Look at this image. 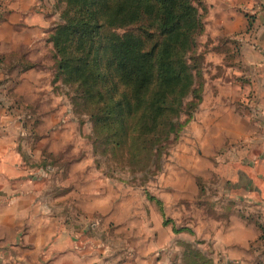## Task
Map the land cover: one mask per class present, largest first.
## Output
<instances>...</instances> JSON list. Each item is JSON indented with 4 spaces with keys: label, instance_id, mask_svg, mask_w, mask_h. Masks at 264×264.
Wrapping results in <instances>:
<instances>
[{
    "label": "rangeland",
    "instance_id": "1",
    "mask_svg": "<svg viewBox=\"0 0 264 264\" xmlns=\"http://www.w3.org/2000/svg\"><path fill=\"white\" fill-rule=\"evenodd\" d=\"M10 1L0 0V21ZM216 3L200 2L195 93L186 98L192 103L178 118L179 132L161 152L142 151L125 164L120 149L116 156L96 147L93 121L58 70L52 36L64 4H23L29 22L18 31L25 42L0 55L7 82L0 97L21 125L13 137L21 139L30 175L41 179L31 186L38 197L31 205L55 215V224L72 225L88 264H231V247L253 239V228L260 233L252 251L263 249L262 202L243 163L252 157V108L241 96L249 81L238 71L242 47L218 29ZM25 74L31 83L17 86Z\"/></svg>",
    "mask_w": 264,
    "mask_h": 264
},
{
    "label": "trees",
    "instance_id": "2",
    "mask_svg": "<svg viewBox=\"0 0 264 264\" xmlns=\"http://www.w3.org/2000/svg\"><path fill=\"white\" fill-rule=\"evenodd\" d=\"M60 1L58 70L93 121L96 147L120 149L123 164L161 152L195 93L201 0Z\"/></svg>",
    "mask_w": 264,
    "mask_h": 264
},
{
    "label": "crops",
    "instance_id": "3",
    "mask_svg": "<svg viewBox=\"0 0 264 264\" xmlns=\"http://www.w3.org/2000/svg\"><path fill=\"white\" fill-rule=\"evenodd\" d=\"M25 1L29 3V0H11L9 11L0 21V55L12 53L25 42L18 31V24L29 22ZM255 3L256 0H218L213 13L218 29L242 47L238 71L246 74L245 80L249 82L241 96L252 108L247 112L252 157L243 163L250 183L256 187L255 196L262 202L264 221V12L253 15L250 21L248 11ZM2 74L0 69V88L7 83ZM29 83L31 79L25 74L16 85L26 87ZM16 129L20 132L21 125L4 108L0 97V185L4 184L0 187V264H88L80 254L72 225L58 218L55 224L52 219L55 215L40 214L38 207L31 205L38 198L31 186L41 179L30 175V165L23 159L21 139L16 142L13 137ZM254 148H259L256 155ZM253 229L256 232L253 239L241 238L240 243L231 247V264H264V239L261 253L252 251V240L260 233L259 228ZM261 232L264 234V225Z\"/></svg>",
    "mask_w": 264,
    "mask_h": 264
},
{
    "label": "built area",
    "instance_id": "4",
    "mask_svg": "<svg viewBox=\"0 0 264 264\" xmlns=\"http://www.w3.org/2000/svg\"><path fill=\"white\" fill-rule=\"evenodd\" d=\"M255 5V7L248 11V16L251 18L253 17V15L264 12V0H256Z\"/></svg>",
    "mask_w": 264,
    "mask_h": 264
}]
</instances>
